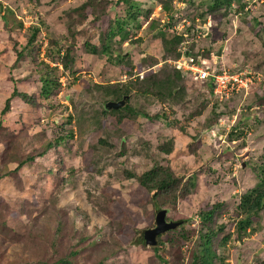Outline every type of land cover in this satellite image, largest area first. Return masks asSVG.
<instances>
[{
  "label": "rangeland",
  "instance_id": "rangeland-1",
  "mask_svg": "<svg viewBox=\"0 0 264 264\" xmlns=\"http://www.w3.org/2000/svg\"><path fill=\"white\" fill-rule=\"evenodd\" d=\"M134 1L147 5L143 24L119 44L106 33L125 15L122 0H0V173L7 174L0 180V264H164L154 247L133 244L155 225L158 210L135 178L154 165L190 189L175 205H161L168 222L182 221L173 231L185 238L177 248L158 246L157 255L190 264L200 212L217 204L214 222L225 227L213 242L218 264H264V209L257 232L221 245L233 233L242 195L264 175V0H248L244 13L236 2L212 10L213 0ZM163 4L179 11L174 30L162 27ZM4 7L13 11L9 21L42 23L34 53L22 62L16 51L27 34L5 27ZM181 24L201 27L187 41L202 57L212 53L208 65L250 70L254 84L216 100L204 82L181 74L173 97L165 99L163 87L143 93L139 70L155 79L173 75L168 48ZM58 43L73 45L68 70L51 62L49 47ZM85 43L108 44L110 53L90 54ZM44 71L59 83L48 97L41 92ZM115 89L129 92V109L106 112Z\"/></svg>",
  "mask_w": 264,
  "mask_h": 264
},
{
  "label": "trees",
  "instance_id": "trees-1",
  "mask_svg": "<svg viewBox=\"0 0 264 264\" xmlns=\"http://www.w3.org/2000/svg\"><path fill=\"white\" fill-rule=\"evenodd\" d=\"M123 4L126 6L125 15L123 18H118L115 21H113L108 27L106 33V40H110L111 38H118L119 44H121L129 35V31L131 30L130 27L134 28H140L143 24V21H141V18L143 17V11L146 9L147 5H143L142 7L139 6V3L134 0H122ZM151 2L150 0H147V4ZM236 2L238 4L237 11L244 13L245 7L248 4V0H213L212 2L208 3V7L212 10L219 9L222 6L226 8H234L233 3ZM0 8L2 6L0 5ZM161 9L164 13V15L161 14V24L162 27L169 29H173V25L177 23L180 19L178 16L177 9L174 5H167L163 4L161 6ZM5 14L2 18L4 20V25L7 29H13L18 28L19 30H25L27 34V40L25 46L19 50L16 51V62H22L25 60L26 57L31 56L34 53V50H32V47L34 44L37 43V35L41 31V25L42 23L36 22L34 24L29 25L28 27H24V24L22 21H18L16 19H11L9 21V18L7 15L13 16V11L8 8L4 7ZM41 24V25H40ZM258 25V24H257ZM151 27H153V23L151 24ZM196 28H193V26L189 25L186 28L184 27L179 33L173 32V38L171 40V47L168 48L173 55L174 59H177L180 57V50L182 48V44L185 42H189V45L186 46L185 51L189 54L197 57L201 56L204 51H202V54H199V51H196V53L193 51V41H187V38L189 37L190 32H195ZM161 30V29H160ZM163 36H165L164 33H162ZM195 33H192V36H195ZM187 36V37H186ZM169 43V42H168ZM57 44V43H56ZM49 49L52 51V53L49 55L50 57H54L51 62L55 64H59L62 66L63 69H70L71 65L75 62V55L73 50V45H64V47H59V43L56 47H49ZM25 50H28L24 52ZM85 50L93 55H100L103 53H106L107 55L110 53V45H105L100 49L98 46L85 43ZM211 52L208 50L205 51V56L203 58H207L208 55ZM167 55L165 56L164 60H166ZM202 57V56H201ZM119 59H123V55H118ZM48 63H45V69L48 68ZM57 68V67H54ZM140 69V68H139ZM141 70H139L138 73H140ZM137 73V74H138ZM145 77L147 74H154L153 71L148 70L145 72ZM181 74H186L180 70H177L174 68L173 75L167 74L162 79H155L154 75L153 78H147L145 79L144 75L143 78L140 79L139 82H142V92L143 93H155L154 90L156 88H164L165 89V99H168L170 97L174 96V90L177 87V80L181 79ZM41 80L43 83L42 86V93L44 96L48 97L51 94L52 88L55 85V87H58L59 83L57 82V79H51L49 74L47 72L41 73ZM206 84L207 87H209V92L211 93V96L216 99H218V96L213 93V81H201ZM129 92L127 90L121 91L120 89L112 90V96L114 97V100L112 102H119L123 98H128ZM21 98L24 101H28L32 104L33 100L29 99L26 95H20ZM108 103V102H107ZM106 104V103H105ZM104 104V110L106 112L108 111H116V109L113 108H106ZM125 109H129L128 105L126 104L124 106ZM8 110V102L5 105V112ZM63 139L62 137L58 138L57 143L60 142V140ZM52 144H48L45 151L46 152L49 148H51ZM163 151L166 154H169L171 149L170 148H164ZM31 158L26 159L24 162H21L20 165H24L28 160ZM264 165L262 166V168ZM259 168L261 169V165H259ZM264 170V168H263ZM263 170H261V173H263ZM7 174L0 173V180L4 177H6ZM135 177V176H134ZM141 187H143L151 202L153 203V206L157 208V210H160L161 205H175L177 203V200L182 196L186 195L187 192H189V187L185 186L183 188L182 186V178L179 176H176L169 168L162 167L158 165H154L151 169L144 172L143 174L135 177ZM261 182L254 187L253 189L249 190L241 197L240 202V212L237 217V221L233 224V233H228L225 237H223V241L221 245H224L231 237L237 241H242L243 239L249 237L250 235L257 232V226L259 229V221L261 218L260 213L264 209V175L261 177ZM191 182V180L189 181ZM193 185V183H192ZM219 205H215L211 207L210 209L206 211H201L199 218L201 220V234H200V244L198 246V249L194 252L192 256V260L190 264H218L222 263L223 261L221 258L218 257L217 252L213 249V242L214 239L217 238V236L223 232L225 229L224 225H216L214 222L213 216L216 214V211L218 210ZM182 227V224L179 226ZM185 238L184 234L176 235L173 230H170L164 234H161L157 237V247H154V251L156 253V257L162 261L164 264H168L165 258L161 257L160 255H157V252L159 251L158 246H162L164 244H167L171 248H177L178 241L180 239ZM144 239L143 236L137 235V240L133 242V244H143ZM66 262V261H65ZM61 263H64V261H61ZM66 264H70L69 262H66Z\"/></svg>",
  "mask_w": 264,
  "mask_h": 264
},
{
  "label": "built area",
  "instance_id": "built-area-1",
  "mask_svg": "<svg viewBox=\"0 0 264 264\" xmlns=\"http://www.w3.org/2000/svg\"><path fill=\"white\" fill-rule=\"evenodd\" d=\"M185 22V21H184ZM177 28V27H176ZM184 25L181 24L178 30H182ZM201 27H197L196 32L200 33ZM189 42L182 44L180 57L171 62L174 68L186 74L196 77L200 81H213V93L218 96L219 100L228 99L232 94L239 91H246L254 84L255 75L250 70L230 73L224 68L208 65V59L201 56H193L185 51ZM212 55V53H210ZM143 72L136 74L140 79L143 78Z\"/></svg>",
  "mask_w": 264,
  "mask_h": 264
},
{
  "label": "water",
  "instance_id": "water-1",
  "mask_svg": "<svg viewBox=\"0 0 264 264\" xmlns=\"http://www.w3.org/2000/svg\"><path fill=\"white\" fill-rule=\"evenodd\" d=\"M217 55H221V51H218ZM218 67V66H217ZM126 98L121 99L119 102H108L105 104L106 108L118 109L124 106ZM167 210L160 209L157 211L155 216V225L153 228L144 230L143 239L147 246L155 247L157 245V237L170 230L176 229L182 224V221H167L166 220Z\"/></svg>",
  "mask_w": 264,
  "mask_h": 264
}]
</instances>
